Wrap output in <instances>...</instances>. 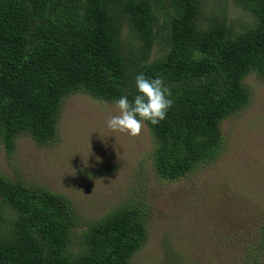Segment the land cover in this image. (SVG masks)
<instances>
[{
    "label": "trees",
    "instance_id": "16d2710c",
    "mask_svg": "<svg viewBox=\"0 0 264 264\" xmlns=\"http://www.w3.org/2000/svg\"><path fill=\"white\" fill-rule=\"evenodd\" d=\"M227 1L246 21L228 16ZM251 72L264 81V0H219L208 13L203 0H0L8 153L21 134L57 142L68 95L131 101L144 73L162 77L173 101L157 125L144 121L153 168L179 180L220 155L221 123L248 105ZM80 220L66 195L0 173V264H131L148 238L140 207L114 209L77 232Z\"/></svg>",
    "mask_w": 264,
    "mask_h": 264
},
{
    "label": "rangeland",
    "instance_id": "374dc122",
    "mask_svg": "<svg viewBox=\"0 0 264 264\" xmlns=\"http://www.w3.org/2000/svg\"><path fill=\"white\" fill-rule=\"evenodd\" d=\"M227 3L230 18L246 21ZM203 4L208 13L219 0ZM244 83L251 99L222 121L220 155L179 180L156 175L145 123L135 137L112 131L116 104L82 93L64 99L57 142L21 134L8 153L0 140V173L66 195L82 220L77 232L114 209L140 207L148 238L131 264H264V81L251 72Z\"/></svg>",
    "mask_w": 264,
    "mask_h": 264
},
{
    "label": "clouds",
    "instance_id": "9594fccd",
    "mask_svg": "<svg viewBox=\"0 0 264 264\" xmlns=\"http://www.w3.org/2000/svg\"><path fill=\"white\" fill-rule=\"evenodd\" d=\"M138 94L129 101L127 95H122L114 101L119 113L107 120V127L112 131L127 133L133 137L140 135L144 121L157 125L166 118L168 109L172 106L171 90L164 84L162 77H147L139 73L135 77Z\"/></svg>",
    "mask_w": 264,
    "mask_h": 264
}]
</instances>
